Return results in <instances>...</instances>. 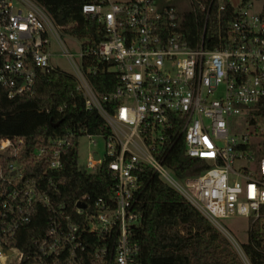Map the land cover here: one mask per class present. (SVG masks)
Here are the masks:
<instances>
[{
  "label": "built area",
  "instance_id": "2783aa9c",
  "mask_svg": "<svg viewBox=\"0 0 264 264\" xmlns=\"http://www.w3.org/2000/svg\"><path fill=\"white\" fill-rule=\"evenodd\" d=\"M81 11L103 25L96 44L65 32L38 0H0V84L7 96L31 92L37 75L55 66L48 47L58 36L85 106L110 128L68 129L30 150L23 135L0 137V264H138L130 233L141 218L136 201L146 166L245 254L218 219L264 218V119L252 115L264 100V0L233 5L224 43L211 48L182 39L181 12L165 0H89ZM61 34L81 39L78 60ZM107 71L115 74L114 88L96 90L89 73ZM84 136L103 137L105 150L90 152L83 172L107 162L112 182L105 195L68 202L48 170L62 168L69 147L78 154ZM177 142L208 166L177 176L165 163ZM237 159L247 164L236 169ZM40 207L45 229L20 246Z\"/></svg>",
  "mask_w": 264,
  "mask_h": 264
},
{
  "label": "trees",
  "instance_id": "16d2710c",
  "mask_svg": "<svg viewBox=\"0 0 264 264\" xmlns=\"http://www.w3.org/2000/svg\"><path fill=\"white\" fill-rule=\"evenodd\" d=\"M55 23L77 37H87L96 44L104 37L101 22L91 14H84L81 6L89 0H38ZM222 1L223 6L219 4ZM193 8L178 13V28L182 39L191 46H221L226 38L233 5L229 0H191ZM199 2L207 7L202 9ZM2 58L0 57V64ZM98 91L114 88L115 74L111 71L89 73ZM252 115L264 119V100ZM59 123L53 125L54 122ZM80 128L90 133L110 131L103 117L85 106L76 78L54 66L40 72L31 92L8 97L0 84V137L23 135L27 150L36 142L46 141L68 129ZM165 163L177 175L195 174L208 166L201 157L185 153L182 142H177L165 158ZM54 180H61L60 199L71 202L84 193L91 198L105 195L112 182L107 162L93 172L78 167L74 146L63 154V166L48 170ZM58 200V193L55 195ZM136 207L140 221L132 227L130 238L139 245L138 264H243L238 252L219 228L181 193L163 180L152 168L141 172ZM47 225L43 207L33 216L19 236L22 246ZM186 225V230L181 228ZM241 247L251 264H264V218L251 221L249 236Z\"/></svg>",
  "mask_w": 264,
  "mask_h": 264
},
{
  "label": "rangeland",
  "instance_id": "374dc122",
  "mask_svg": "<svg viewBox=\"0 0 264 264\" xmlns=\"http://www.w3.org/2000/svg\"><path fill=\"white\" fill-rule=\"evenodd\" d=\"M229 1L234 6H238L241 4V0ZM165 2L166 4L173 5L179 12L189 11L193 8L191 0H165ZM60 38L66 49L69 52L75 54L76 60H78L81 39H74L63 34L60 35ZM48 48L51 52L52 63L57 67L59 66L66 72H71L72 66L70 65L66 57L60 54L63 49L58 41V36H54L51 38ZM92 138L95 140V142L90 141V139L86 136L81 137L77 146L78 167L82 170L85 167V161L90 152L97 151L98 153L103 154L105 150V140L103 137L93 136ZM246 164L247 161L245 159H237L234 161L233 166L234 168L238 169ZM218 222L229 231L231 237L235 239L240 246L243 241H246L248 239L251 218L241 215H232L229 217L219 218ZM181 228L183 230H186V225H181ZM229 241L238 252L243 264H250L241 249H239L236 244H234L230 239Z\"/></svg>",
  "mask_w": 264,
  "mask_h": 264
},
{
  "label": "water",
  "instance_id": "95a60500",
  "mask_svg": "<svg viewBox=\"0 0 264 264\" xmlns=\"http://www.w3.org/2000/svg\"><path fill=\"white\" fill-rule=\"evenodd\" d=\"M58 123H59V120L56 121V122H54L53 125H56V124H58ZM79 204L82 205V206H85V203H84V202H79Z\"/></svg>",
  "mask_w": 264,
  "mask_h": 264
}]
</instances>
